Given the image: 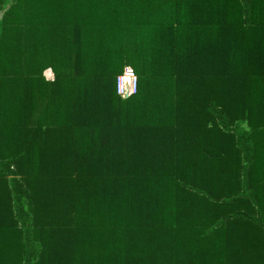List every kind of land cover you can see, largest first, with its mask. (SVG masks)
I'll list each match as a JSON object with an SVG mask.
<instances>
[{"label": "trees", "instance_id": "16d2710c", "mask_svg": "<svg viewBox=\"0 0 264 264\" xmlns=\"http://www.w3.org/2000/svg\"><path fill=\"white\" fill-rule=\"evenodd\" d=\"M0 264H264V0H0Z\"/></svg>", "mask_w": 264, "mask_h": 264}, {"label": "built area", "instance_id": "2783aa9c", "mask_svg": "<svg viewBox=\"0 0 264 264\" xmlns=\"http://www.w3.org/2000/svg\"><path fill=\"white\" fill-rule=\"evenodd\" d=\"M138 79L136 73L130 68L125 67L124 71L117 78V91L122 97H128L136 93Z\"/></svg>", "mask_w": 264, "mask_h": 264}, {"label": "rangeland", "instance_id": "374dc122", "mask_svg": "<svg viewBox=\"0 0 264 264\" xmlns=\"http://www.w3.org/2000/svg\"><path fill=\"white\" fill-rule=\"evenodd\" d=\"M48 76H50V74L47 73Z\"/></svg>", "mask_w": 264, "mask_h": 264}]
</instances>
